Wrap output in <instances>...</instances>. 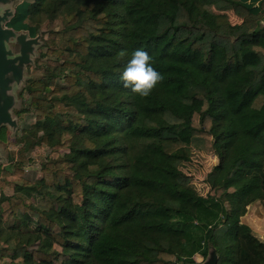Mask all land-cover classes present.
Returning <instances> with one entry per match:
<instances>
[{
  "label": "trees",
  "instance_id": "obj_1",
  "mask_svg": "<svg viewBox=\"0 0 264 264\" xmlns=\"http://www.w3.org/2000/svg\"><path fill=\"white\" fill-rule=\"evenodd\" d=\"M64 7L24 88L41 175L0 167V264H264L242 221L264 203V0H24L8 27ZM136 48L163 77L146 97L119 78ZM194 149L218 158L205 195Z\"/></svg>",
  "mask_w": 264,
  "mask_h": 264
},
{
  "label": "rangeland",
  "instance_id": "obj_2",
  "mask_svg": "<svg viewBox=\"0 0 264 264\" xmlns=\"http://www.w3.org/2000/svg\"><path fill=\"white\" fill-rule=\"evenodd\" d=\"M211 8L214 9V11H217L214 6H212ZM64 13H66L65 7L59 10L57 13H52L51 11H49V13H43L39 17L40 20L38 22L41 24V28L39 30V39L41 45L36 48V53L33 56V63L26 66L24 81L21 83V85L15 87L14 90L17 104L16 107L13 108V117L17 121V127L11 128L7 126L9 130V138L5 141L0 140V150L4 158L3 162L0 163V167L8 164L9 156L13 157L15 161L24 160V177L32 181H35L41 175V167L43 162H45L48 157L50 148L48 145L42 144L40 152L36 151L35 153V148L32 147L34 143L39 141L41 134H35L29 129H26L29 125H31V123L34 122V116L28 105V96L26 95V93H24V88L26 86L25 84L29 80L38 78L44 73L42 65H39L38 63L39 58H41L40 53L41 50L45 48L44 44L46 41L47 33L50 30L64 27L65 21L60 17V15H64ZM227 14L231 21L234 22L231 14ZM26 33L29 34L30 37H35L32 36L29 31H26ZM7 43L8 48L10 49L11 46L9 41ZM193 152V159L184 167V170L193 178L192 182L198 192L205 195L209 191L208 186L205 183V178L210 170L214 167V165L218 163V158L216 156H213L211 153L201 151L199 152L195 149ZM26 169H28L29 172H27ZM14 190L15 189L7 188L5 192L7 194H12ZM260 203L261 204L257 207V209L259 210L248 209V212H253V217L255 218V220L264 224V203ZM260 225L257 226V228H259L257 230L253 228L252 229L260 239L264 240L262 238V236H264V225ZM260 234L262 236H260ZM195 259L197 263L206 261L202 256L199 255H196ZM1 261L5 264H9L8 258H4Z\"/></svg>",
  "mask_w": 264,
  "mask_h": 264
},
{
  "label": "water",
  "instance_id": "obj_3",
  "mask_svg": "<svg viewBox=\"0 0 264 264\" xmlns=\"http://www.w3.org/2000/svg\"><path fill=\"white\" fill-rule=\"evenodd\" d=\"M23 2L24 0H0V127H17V121L13 117V108L17 104L14 90L24 81L26 66L33 63L36 48L41 45L39 31L37 36L30 37L26 31H17L7 26L15 16L18 5ZM3 160L0 150V163ZM205 260L196 264H217V252L210 249Z\"/></svg>",
  "mask_w": 264,
  "mask_h": 264
},
{
  "label": "clouds",
  "instance_id": "obj_4",
  "mask_svg": "<svg viewBox=\"0 0 264 264\" xmlns=\"http://www.w3.org/2000/svg\"><path fill=\"white\" fill-rule=\"evenodd\" d=\"M152 57L143 48H136L131 58L119 73L125 87L131 86L133 93L141 97L150 95L152 89L163 78L151 63Z\"/></svg>",
  "mask_w": 264,
  "mask_h": 264
},
{
  "label": "crops",
  "instance_id": "obj_5",
  "mask_svg": "<svg viewBox=\"0 0 264 264\" xmlns=\"http://www.w3.org/2000/svg\"><path fill=\"white\" fill-rule=\"evenodd\" d=\"M237 18L239 19V17L237 16ZM240 21H241V19H239ZM7 26H8V24H7ZM24 31H26V30H24ZM261 203L260 202H256V203H253V204H251L250 206H249V210H259V209H257V207L260 205ZM254 215H253V212H251V211H249V212H247V214L242 218V221L243 222H245V223H247L248 225H250L253 229H259V228H257V226H259L260 224V226H263L264 224L263 223H261V222H258L257 220H255V218L253 217ZM254 218V219H253ZM259 231V230H258ZM4 232V234H6V233H8L7 231H3ZM260 236H262L261 234H260ZM262 238L264 239V236H262ZM196 255H199V254H196ZM195 255V256H196ZM199 256H201V255H199Z\"/></svg>",
  "mask_w": 264,
  "mask_h": 264
},
{
  "label": "built area",
  "instance_id": "obj_6",
  "mask_svg": "<svg viewBox=\"0 0 264 264\" xmlns=\"http://www.w3.org/2000/svg\"><path fill=\"white\" fill-rule=\"evenodd\" d=\"M26 168H27V167H26ZM26 171H27V172H29V170H28V169H26ZM196 223H198V222L196 221Z\"/></svg>",
  "mask_w": 264,
  "mask_h": 264
}]
</instances>
